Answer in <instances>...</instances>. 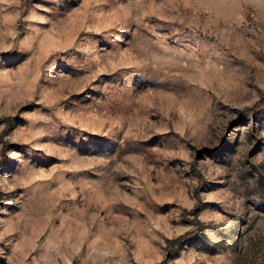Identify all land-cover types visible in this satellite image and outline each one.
I'll list each match as a JSON object with an SVG mask.
<instances>
[{
	"label": "rangeland",
	"instance_id": "1",
	"mask_svg": "<svg viewBox=\"0 0 264 264\" xmlns=\"http://www.w3.org/2000/svg\"><path fill=\"white\" fill-rule=\"evenodd\" d=\"M159 263L264 264V0H0V264Z\"/></svg>",
	"mask_w": 264,
	"mask_h": 264
},
{
	"label": "trees",
	"instance_id": "2",
	"mask_svg": "<svg viewBox=\"0 0 264 264\" xmlns=\"http://www.w3.org/2000/svg\"><path fill=\"white\" fill-rule=\"evenodd\" d=\"M190 234H184V235H182V236H180L178 239H184V238H186L187 236H189ZM176 241H178V240H176ZM159 264H163V263H159Z\"/></svg>",
	"mask_w": 264,
	"mask_h": 264
}]
</instances>
